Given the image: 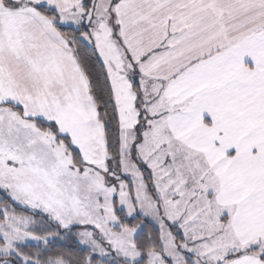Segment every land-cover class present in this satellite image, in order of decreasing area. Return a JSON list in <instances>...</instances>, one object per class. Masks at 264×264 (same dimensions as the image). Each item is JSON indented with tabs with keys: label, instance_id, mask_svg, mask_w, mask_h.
<instances>
[{
	"label": "snow or ice",
	"instance_id": "1",
	"mask_svg": "<svg viewBox=\"0 0 264 264\" xmlns=\"http://www.w3.org/2000/svg\"><path fill=\"white\" fill-rule=\"evenodd\" d=\"M0 264H264V0H0Z\"/></svg>",
	"mask_w": 264,
	"mask_h": 264
}]
</instances>
